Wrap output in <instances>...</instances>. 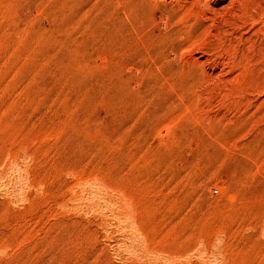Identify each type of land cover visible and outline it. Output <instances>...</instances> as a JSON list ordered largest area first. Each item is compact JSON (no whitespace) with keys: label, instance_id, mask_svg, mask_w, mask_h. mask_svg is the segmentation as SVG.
I'll return each instance as SVG.
<instances>
[{"label":"rangeland","instance_id":"1","mask_svg":"<svg viewBox=\"0 0 264 264\" xmlns=\"http://www.w3.org/2000/svg\"><path fill=\"white\" fill-rule=\"evenodd\" d=\"M262 1L0 0V264H264Z\"/></svg>","mask_w":264,"mask_h":264},{"label":"bare ground","instance_id":"2","mask_svg":"<svg viewBox=\"0 0 264 264\" xmlns=\"http://www.w3.org/2000/svg\"><path fill=\"white\" fill-rule=\"evenodd\" d=\"M233 1H234V0H230V2H233ZM261 1H262V0H261ZM177 2H178V1H177ZM184 2H185V1H184ZM230 2H229V3H230ZM262 2H263V1H262ZM175 3H176V2H175ZM199 3H200V2H199ZM207 4H208V3H207ZM177 6H178V5H177ZM230 6H231V5H230ZM262 6H263V5H262ZM254 12H255V10H254ZM262 13H264V12H262ZM254 14H255V13H254ZM260 15H261V14H260ZM263 16H264V15H261L262 18H264ZM181 17H182V16H181ZM253 17H254V16H253ZM262 18H260V19H262ZM257 22H258V21H257ZM263 26H264V25H263Z\"/></svg>","mask_w":264,"mask_h":264}]
</instances>
